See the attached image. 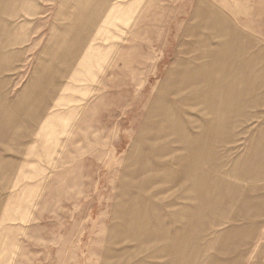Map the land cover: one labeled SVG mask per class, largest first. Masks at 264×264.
Wrapping results in <instances>:
<instances>
[{
	"label": "rangeland",
	"instance_id": "374dc122",
	"mask_svg": "<svg viewBox=\"0 0 264 264\" xmlns=\"http://www.w3.org/2000/svg\"><path fill=\"white\" fill-rule=\"evenodd\" d=\"M0 264H264V0H0Z\"/></svg>",
	"mask_w": 264,
	"mask_h": 264
}]
</instances>
